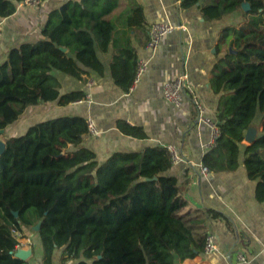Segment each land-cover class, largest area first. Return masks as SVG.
I'll list each match as a JSON object with an SVG mask.
<instances>
[{"label": "trees", "instance_id": "1", "mask_svg": "<svg viewBox=\"0 0 264 264\" xmlns=\"http://www.w3.org/2000/svg\"><path fill=\"white\" fill-rule=\"evenodd\" d=\"M198 2L182 0L181 6ZM244 3L249 5L246 12ZM113 4L66 3L50 14L41 41L10 49L0 64V130L28 107L53 102L65 106L85 98L81 91L61 93L52 71L77 80L88 71L103 73L96 48L106 52L113 39L115 27L104 19ZM14 10L11 0H0V18ZM134 11L140 13V8ZM200 12L207 21L235 19L239 13L241 20L219 40L228 41L233 52L226 50L214 66L212 88L220 93L218 137L202 166L211 173L235 171L242 151L246 176L256 181L255 197L264 204V0H205ZM132 51L123 49L111 65L114 83L124 91L135 76ZM257 117L260 135L242 144ZM117 125L125 135L144 138L137 127ZM86 132V119L75 116L39 122L3 140L0 264H32L14 256V232L37 237L42 264H52L56 252L59 264H179L203 254L205 221L219 214L186 208L178 180L166 175L172 166L168 149L117 153L99 163L80 146Z\"/></svg>", "mask_w": 264, "mask_h": 264}, {"label": "crops", "instance_id": "2", "mask_svg": "<svg viewBox=\"0 0 264 264\" xmlns=\"http://www.w3.org/2000/svg\"><path fill=\"white\" fill-rule=\"evenodd\" d=\"M11 1L15 6L14 12L0 18V64L10 49L41 41L42 30L51 13L66 3H80L81 0H42L36 8ZM181 2L114 0L112 11L104 17L115 27L113 39L106 52L96 48L103 73L88 71L81 80H77L52 71L61 85V93L81 91L85 98L65 106L53 102L28 107L4 130L11 131L16 137L17 133L21 135L30 126L46 120L75 116L90 119L98 135L85 134L80 146L91 151L99 163L117 153L141 152L153 146L174 147L179 160L172 163L166 175L178 180L187 201L186 208L212 210L219 214L217 219L205 221L206 233L214 236L217 252L201 254L179 264H229V261L242 264L236 260L238 252L246 258L243 264H264V204L255 197L256 181L246 176L242 151L235 171L201 173L202 158L213 148L210 145L212 133L206 123L198 121L199 113L193 102H199L203 108L202 117L216 126L220 93H215L212 88L214 66L230 49L228 41L219 44V40L228 26L241 23L240 13L235 19L224 17L207 21L200 12L205 0H199L188 8H183ZM135 7L140 8V13L134 11ZM165 22L182 24L185 29L166 35L156 51L151 53L145 49L150 27ZM126 48H132L135 61H147L146 71L128 91L114 83L111 70L115 58ZM130 68L131 74L133 64ZM182 74L187 76L186 93L189 98L175 108L164 103L162 89L165 82ZM88 82H91L89 86ZM259 120L257 117L253 123L257 136L261 133ZM118 122L141 129L144 138L125 135L118 128ZM30 238L34 240L27 260L32 264H42L38 239L34 235ZM58 259L59 252H56L52 264H59Z\"/></svg>", "mask_w": 264, "mask_h": 264}, {"label": "built area", "instance_id": "3", "mask_svg": "<svg viewBox=\"0 0 264 264\" xmlns=\"http://www.w3.org/2000/svg\"><path fill=\"white\" fill-rule=\"evenodd\" d=\"M41 2L42 0H21L19 5L29 8H36L41 4ZM184 29L185 27L182 24L172 25L168 22L153 24L150 27L149 37L145 44V49L151 53H154L158 45L166 35L176 30L178 31ZM0 35H1V28H0ZM146 69H147V61L144 59H138L136 61L135 76L132 81L133 86H131V88H133L139 82L141 76L144 74ZM90 84L91 82H88L87 85L89 86ZM186 89H187V76L184 74L165 82L162 89V98L164 103L172 107L179 108L182 105L183 100L185 98H189V95L186 93ZM193 102L199 113L198 121L206 123L211 128L212 141L210 145L214 147L216 138L218 137V129L214 124H212L210 121L202 117L203 108L199 104V102L196 100H193ZM86 125H87V132H86L87 135L89 136L98 135V131L92 120L86 119ZM166 148L170 152L172 163L177 162L179 160V156L175 148L172 146H168ZM200 169H201V173L204 175L210 173L208 168L204 166H202ZM14 236L17 239V245L15 247L14 252L18 250H27L28 248H32L33 243L30 237L24 238L19 232H14ZM202 252L204 255H210L217 252V245L214 242V236L211 233H206L205 235ZM236 260L237 262H240L242 264L246 262V258L244 257V255L239 252L236 254ZM229 264H234V263L229 261Z\"/></svg>", "mask_w": 264, "mask_h": 264}, {"label": "water", "instance_id": "4", "mask_svg": "<svg viewBox=\"0 0 264 264\" xmlns=\"http://www.w3.org/2000/svg\"><path fill=\"white\" fill-rule=\"evenodd\" d=\"M241 9L246 12L249 10V5L247 3H244L241 5ZM61 51L65 52L64 48H60ZM229 52H233L231 49H229ZM254 124L250 125L246 132L243 135V142L247 145L251 144L257 137L256 134V128L253 126ZM4 133V130H0V135ZM5 149L4 142L0 140V155ZM14 216H17V213H14ZM38 230V225L34 228V231L36 232ZM32 250L31 248H28L27 250H18L14 253V256L16 258H19L21 260H27V258L31 255Z\"/></svg>", "mask_w": 264, "mask_h": 264}, {"label": "rangeland", "instance_id": "5", "mask_svg": "<svg viewBox=\"0 0 264 264\" xmlns=\"http://www.w3.org/2000/svg\"><path fill=\"white\" fill-rule=\"evenodd\" d=\"M18 123H16L15 125H17ZM20 133V132H19ZM13 135H16V134H13V133H11V131H8V130H4V133H2L1 135H0V140L1 141H3V140H5L6 138H9V137H15V136H13ZM20 135V134H19ZM18 135V133H17V136H19ZM27 237H30V235H27Z\"/></svg>", "mask_w": 264, "mask_h": 264}]
</instances>
